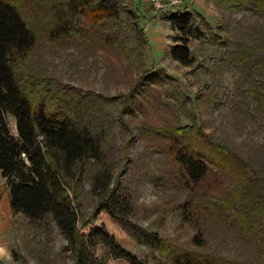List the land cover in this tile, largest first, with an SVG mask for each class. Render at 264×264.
<instances>
[{"label":"trees","instance_id":"1","mask_svg":"<svg viewBox=\"0 0 264 264\" xmlns=\"http://www.w3.org/2000/svg\"><path fill=\"white\" fill-rule=\"evenodd\" d=\"M214 2L231 14L248 10L255 17L243 36L246 40L233 42L228 50L230 39L222 35L228 25L213 31L202 17L169 11L162 18L180 43L171 47L169 56L191 67L190 40L225 50L228 67L241 69L242 76L235 81L236 111L264 119V0ZM39 38L89 52L117 51L124 69L139 76L125 97H115L120 117L132 113L131 100L159 98L170 101L171 110L190 121L153 130L173 165L167 173L169 182L189 196L181 205L182 217L188 222L208 218L227 225L264 264V177L228 144L210 136L197 113L191 114L204 103L201 97L190 100L164 70L145 69L147 36L138 13L125 0H0V176L6 179L12 214H21L40 229L54 225L65 238L62 253L71 264H146L140 253L122 245L113 233L92 225L100 213L128 222L133 210L128 195L117 185L110 153L113 123L104 107L114 99L92 91L72 90L75 93L66 96L54 77L26 71L25 61ZM7 117L14 119L15 134ZM126 130L125 153L118 158L122 169L130 162L126 151L133 142ZM85 177L86 193L92 199L87 222L81 220L80 207L86 195ZM205 183L209 188L222 187L220 196L208 195ZM81 221L87 233L80 229ZM147 235L149 249L169 264H241L177 247L156 233ZM193 242L200 245L197 235Z\"/></svg>","mask_w":264,"mask_h":264},{"label":"rangeland","instance_id":"2","mask_svg":"<svg viewBox=\"0 0 264 264\" xmlns=\"http://www.w3.org/2000/svg\"><path fill=\"white\" fill-rule=\"evenodd\" d=\"M150 1L125 0L138 13L147 36L149 49L145 54V69H162L174 79V87L178 86L183 95L190 100L201 97L204 103L197 111L191 109V114L197 113L210 136L228 144L264 177V119L247 117L236 111L235 81L241 78V69L228 67L224 62L225 50L202 40H190L187 45L193 58L191 67L173 61L169 56L171 47L180 43L174 41L177 33L171 30L162 14L174 9L184 10L196 18L202 17L213 31L228 25L229 29L222 34L230 39L228 50L233 48V42L245 39L247 26L255 21V17L248 10L231 14L218 7L214 0H182L180 6H166L163 11H156ZM25 63L26 71L34 70L38 75L54 77L65 89L66 96L75 93L72 90L81 94L92 91L114 99L104 107L113 123L109 133L110 153H113L117 185L123 194L128 195L133 210L128 222L100 213L92 225L113 233L122 245L140 253L146 264H169L149 249V233H156L170 244L186 250L223 256L241 264H260L248 244L227 225L208 218L202 222H188L182 217L181 205L189 196L169 182L170 174L167 173L172 171L173 165L161 150L153 130L185 126L190 121L172 111L170 101L160 102L159 98L131 100L132 113L120 117L118 110L121 107L115 97H125L139 76L135 75V70L129 73L124 69V59L117 51L89 52L70 44H52L39 38L32 56ZM7 120L15 134L14 119L7 117ZM124 125L130 130L133 142L126 151L130 162L122 169L118 158L125 153L123 147L129 137ZM83 181L86 182V195L80 204L81 220L87 222L91 220L92 199L86 193L89 190L88 177ZM208 185L204 184L208 195L220 196L222 187L212 185L209 188ZM82 221L79 227L87 233V227H81ZM12 233V264H71L62 253L65 238L54 225L40 229L18 216L12 223ZM195 235L200 245L193 242Z\"/></svg>","mask_w":264,"mask_h":264},{"label":"crops","instance_id":"3","mask_svg":"<svg viewBox=\"0 0 264 264\" xmlns=\"http://www.w3.org/2000/svg\"><path fill=\"white\" fill-rule=\"evenodd\" d=\"M21 214H12L9 204V191L6 179L0 176V264H12L10 244L12 241V223Z\"/></svg>","mask_w":264,"mask_h":264},{"label":"built area","instance_id":"4","mask_svg":"<svg viewBox=\"0 0 264 264\" xmlns=\"http://www.w3.org/2000/svg\"><path fill=\"white\" fill-rule=\"evenodd\" d=\"M150 2L156 11H163L166 6L176 8L182 4V0H151ZM171 11L176 10L174 9Z\"/></svg>","mask_w":264,"mask_h":264}]
</instances>
